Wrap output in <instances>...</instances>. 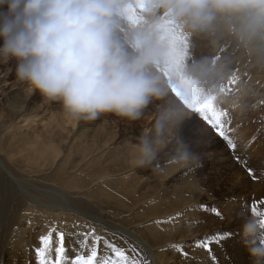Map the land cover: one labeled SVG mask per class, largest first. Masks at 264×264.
Returning a JSON list of instances; mask_svg holds the SVG:
<instances>
[{
	"label": "rangeland",
	"instance_id": "obj_1",
	"mask_svg": "<svg viewBox=\"0 0 264 264\" xmlns=\"http://www.w3.org/2000/svg\"><path fill=\"white\" fill-rule=\"evenodd\" d=\"M236 57L233 72L238 80L235 84L225 81L231 91L214 103L216 111L224 113L221 121H226L224 127L236 148L231 149L200 114L188 109L191 115L179 128H161L157 158L149 166H140L138 173L133 171L132 159L129 165L124 161L131 151L138 154L136 146L144 133L154 132L161 101L150 104L138 120L108 113L95 121H76L65 115L60 103L45 100L18 81L14 60L0 61V264H40L35 251L40 247L39 237L52 229L68 234L69 258L88 255L93 242L89 238L81 247L79 233L91 228L103 237L97 246L102 256L114 258L110 245H115L132 257V247L138 246V250L147 251L150 264H155L147 244L168 236L176 253L168 257L167 264H240L245 258V264H252L241 235L240 217L245 210L252 211L253 205L264 209V71L247 67L249 59L242 53L237 52ZM28 93L31 105L27 110L15 109L12 104ZM111 137L106 154L101 148L94 150L93 145L107 144ZM180 138L199 155L196 165L177 166ZM50 147L60 154H50ZM43 183L50 185L48 193L41 188ZM138 189L142 195L147 192L142 203L132 210L119 205L122 200L131 202L130 192ZM178 191L184 192V199L175 197ZM161 192L166 194L164 198ZM84 193L105 216L81 202ZM46 203L66 208L64 219L51 220L46 211L39 212ZM150 204L153 211L147 209ZM183 204L187 206L179 217L172 215ZM77 213L84 218L83 225L67 216ZM179 226L181 231L176 234ZM136 229H140L136 236L125 232ZM225 233L231 235L218 239ZM55 241L53 232L52 260ZM171 245H181L182 250ZM240 251L243 257L239 258Z\"/></svg>",
	"mask_w": 264,
	"mask_h": 264
},
{
	"label": "clouds",
	"instance_id": "obj_2",
	"mask_svg": "<svg viewBox=\"0 0 264 264\" xmlns=\"http://www.w3.org/2000/svg\"><path fill=\"white\" fill-rule=\"evenodd\" d=\"M134 10V12H133ZM166 20L188 37L179 74L201 100L224 99L240 52L264 71V0H0V61L16 62L18 81L76 121L112 113L138 120L161 101L154 132L137 144V164L157 158L162 127L179 128L191 115L173 99L176 77L166 74ZM199 155L181 138L178 166ZM241 235L252 264H264V209L241 214Z\"/></svg>",
	"mask_w": 264,
	"mask_h": 264
},
{
	"label": "snow or ice",
	"instance_id": "obj_3",
	"mask_svg": "<svg viewBox=\"0 0 264 264\" xmlns=\"http://www.w3.org/2000/svg\"><path fill=\"white\" fill-rule=\"evenodd\" d=\"M143 2L144 0H137V4L140 7H143ZM162 31L169 44V53L165 71L166 74L170 76L174 75L176 77V82L171 86L173 94L189 110L200 114L203 119H205L207 123L215 129L218 136L227 141V145L231 149H235L236 144L229 138V130L224 127V123H226V121H221V117L224 113H218L212 101L201 100L193 82L185 79L179 74V67L187 54L188 37L174 24V22L170 20H166L164 22ZM237 80L238 76L234 73L233 76L228 79V82L229 84H235ZM229 91H231L229 88L223 86L224 94ZM209 113H211V116L208 115ZM237 159H239V157H237ZM249 171L251 172V169H249ZM257 210V207L253 205L252 212L255 213ZM213 211H215V209H213ZM176 215L179 217L180 214L177 213ZM169 219L171 220L173 218L170 217ZM157 223H159V221H157ZM53 232L56 233L54 260L48 258V254L53 244ZM67 235L68 234L64 231L52 229L48 232V234L41 235L39 237L40 247L36 248L35 251L37 256L40 258V264H150L147 251L141 249L140 252H143V255H140V252L137 251L138 246H133L131 249L133 253H136V257H129L125 254L123 249L118 248L115 245H110L114 253V258L99 255L97 246L100 241L103 240V237L97 234L95 228H91V230L87 233H79L82 237L81 247L86 246V242L89 238L93 242L89 254H76L75 256L69 258L66 255L68 251V247L65 243ZM228 235L231 234L225 233L218 237V239H223L224 236ZM104 243L106 246H109L107 241H104ZM203 246L205 248L208 247L206 243H204ZM171 247H174L177 250H182L180 245H171Z\"/></svg>",
	"mask_w": 264,
	"mask_h": 264
},
{
	"label": "bare ground",
	"instance_id": "obj_4",
	"mask_svg": "<svg viewBox=\"0 0 264 264\" xmlns=\"http://www.w3.org/2000/svg\"><path fill=\"white\" fill-rule=\"evenodd\" d=\"M30 95H31V93H28V94H25V98L23 97V98H19L18 100H16L12 105H13V107L15 108V109H17V108H19V110L21 109L22 111L23 110H27V108L31 105V101L29 100V97H30ZM237 99V98H236ZM235 101V100H234ZM238 112H239V110H238ZM235 114V113H234ZM241 116V115H240ZM238 118H239V116H238ZM232 121V120H231ZM70 123V122H69ZM241 124V123H240ZM71 125V124H70ZM73 125V124H72ZM188 125H191L190 123L188 124ZM190 127V126H189ZM226 127V126H225ZM227 128V127H226ZM243 128V127H242ZM242 128H240V129H242ZM184 129V128H183ZM204 129V128H203ZM68 130H69V128H68ZM233 130H235V129H233ZM70 131V130H69ZM241 131V130H240ZM239 131V132H240ZM238 132V133H239ZM242 132V131H241ZM247 132V131H246ZM229 133V132H228ZM236 133V132H235ZM244 133V132H243ZM240 134V133H239ZM243 135V134H242ZM116 136V134L114 135V137ZM234 136V135H233ZM114 137H111V138H109L108 139V143L106 144H104V143H102V144H100V145H93V147H94V150H97V149H99V148H101L102 149V151H103V153L104 154H106V150H107V145L108 144H110L111 142H113V140L110 142V140L111 139H114ZM215 137V136H214ZM210 138V137H209ZM234 138V137H233ZM204 139V138H203ZM201 141V140H200ZM242 141V140H241ZM220 142H222V141H220ZM234 142V141H233ZM254 142V141H253ZM198 143H199V141H198ZM202 143V142H201ZM217 143V142H216ZM210 144V143H209ZM239 144V143H238ZM254 144V143H253ZM240 145V144H239ZM252 146V145H251ZM213 147V146H212ZM51 148V147H50ZM218 149V148H217ZM255 149V148H254ZM47 151H49L50 152V154L51 153H54L56 156H58L59 154H60V151L56 148V147H53V148H51V149H47ZM217 151V150H216ZM228 153H229V151H225V155H228ZM248 153V152H247ZM129 154V156H127L126 158H125V161H124V163L125 162H128V165H129V161L132 159L133 160V171L135 172V173H138L139 171H138V169H139V165L137 164V161L136 162H134V160H137V157H138V154H135L133 151H131L130 153H128ZM131 155H134V156H131ZM223 155V154H222ZM85 156V155H84ZM84 156H81L80 158L82 159V160H85V157ZM87 156V155H86ZM217 156H218V154H217ZM84 157V158H83ZM244 157V156H243ZM136 158V159H135ZM227 160V159H226ZM221 161V160H220ZM231 162V161H230ZM124 163L122 164V166H124ZM253 163V162H252ZM170 166V165H169ZM168 166V167H169ZM178 166V165H177ZM172 167H173V165H172ZM172 167H170L169 169H171L172 170ZM176 168V167H175ZM174 168V169H175ZM166 169H167V167H166ZM143 170V169H142ZM171 170H169V171H171ZM173 172V170L171 171V173ZM247 173V172H246ZM250 173V172H249ZM166 174H168V170H167V173ZM165 174V175H166ZM159 178V177H158ZM150 179V178H149ZM156 179V178H155ZM166 179H167V176H166ZM93 182V181H92ZM156 182V181H155ZM158 182V181H157ZM160 182V181H159ZM167 182V181H166ZM161 183H162V181H161ZM163 183H165V182H163ZM163 183H162V185H163ZM181 183V182H180ZM48 184H45V183H43L42 185H41V188L43 189V191H44V193H48L49 191L46 189V188H49L48 186H50V185H48ZM157 185V184H156ZM159 185H160V183H159ZM168 185V184H167ZM154 188V187H153ZM162 188V187H161ZM161 188H159V186H158V189H161ZM170 188V187H169ZM175 188H176V186H175ZM55 191H56V188L54 187L53 188ZM141 190H142V188H140ZM140 189H138V190H135V191H131L130 192V195H133L132 196V200H131V202H129V203H126L125 201H121V203H119V205H121V206H123L125 209H127V210H132V209H134V205H137L139 202H141L142 203V201H144L145 200V198H146V193L147 192H144V194L142 195V193L140 194L139 192H140ZM145 191H147V190H145ZM89 191H87L86 193H88ZM182 192V191H181ZM181 192H179L178 191V193H177V196H175V197H178L179 199L178 200H182V199H184L185 198V196H184V192L183 193H181ZM86 193H84V198H83V200H81V202H83L85 205L86 204H88V205H91L92 207H90V208H93V207H95V208H93V209H97V210H99L98 208H96V206L93 204V203H90L89 201H90V199L91 198H89V197H87V196H85V195H87ZM175 193V192H174ZM159 194V193H158ZM171 194L173 195V193L171 192ZM159 195H161V197H165L166 196V194H163L162 192L159 194ZM174 197V198H175ZM153 199V198H152ZM73 201H75V202H77L78 200H73ZM94 202V201H93ZM98 205H100L101 206V204L100 203H97ZM187 205L186 204H183L182 206H180V208L176 211V212H174L172 215H176L177 213H179L180 211H183L184 209H185V207H186ZM261 207V206H260ZM147 209L148 210H150V211H153L154 210V206L152 205V204H150L149 206H147ZM66 210V208H64V207H62V206H57V205H54V206H52V205H50L49 203H46V205L45 206H43V207H40V209H39V212H47L48 213V215H50L51 216V220H55V221H57L61 216H63V219H64V217H65V215H64V211ZM100 212H101V214L102 215H104V213L101 211V210H99ZM56 212H58V213H56ZM243 212V211H242ZM179 214H181V212L179 213ZM67 216H69V217H72V220H74L77 224L79 223V224H82L83 225V223L82 222H84L85 220H84V218H82V217H80V216H78V213L77 214H73V215H67ZM105 216V215H104ZM152 216H155L154 214L152 215ZM61 219H62V217H61ZM242 218L240 217V220H241ZM63 221V220H62ZM156 231V233H161V230L160 229H156L155 230ZM180 231H181V228H180V226L179 227H177L176 229H175V233L176 234H179L180 233ZM125 232L127 233V234H131L132 236H136V234L135 233H139L140 232V229H136V230H125ZM172 238L174 239V238H178V236L177 235H173L172 236ZM167 240H168V236H160L157 240H155L153 243H151V244H147V247H148V249H149V252H150V254H151V256L153 257V260H154V262H155V264H167L166 263V260L168 259V257L170 256V255H173V254H175L176 252H173L174 250H172V248H170V244L167 242ZM199 241H201V240H199ZM242 242V241H241ZM240 242V243H241ZM238 244V243H237ZM182 245V244H181ZM180 245V246H181ZM238 245H240V244H238ZM123 246H124V244H123ZM204 247V246H203ZM227 249H228V247H227ZM241 249V248H240ZM137 251H140V250H138L137 249ZM237 251V250H236ZM242 251V250H241ZM241 251H240V253H241ZM54 253V252H53ZM132 254L131 255H133L132 257H136V253H133V252H131ZM201 257H203V255H201ZM240 257H243V255H242V253L240 254V256H239V258ZM48 258H52V254H51V249H50V252H49V254H48ZM138 258V257H137ZM245 258V257H244ZM202 259V258H201ZM189 260V259H188ZM2 261V253L0 252V262ZM240 264H245L248 260H246V258L244 259V260H241L240 259ZM187 263V262H186ZM188 264V263H187ZM190 264H191V262H190Z\"/></svg>",
	"mask_w": 264,
	"mask_h": 264
}]
</instances>
